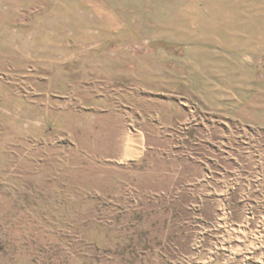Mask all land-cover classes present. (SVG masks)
<instances>
[{
    "label": "rangeland",
    "instance_id": "374dc122",
    "mask_svg": "<svg viewBox=\"0 0 264 264\" xmlns=\"http://www.w3.org/2000/svg\"><path fill=\"white\" fill-rule=\"evenodd\" d=\"M258 134L264 0H0V264H240Z\"/></svg>",
    "mask_w": 264,
    "mask_h": 264
},
{
    "label": "crops",
    "instance_id": "0c3cea01",
    "mask_svg": "<svg viewBox=\"0 0 264 264\" xmlns=\"http://www.w3.org/2000/svg\"><path fill=\"white\" fill-rule=\"evenodd\" d=\"M255 117L259 120L260 115L257 114ZM257 138V141L253 140L252 145L253 151L254 149L257 151L255 156L257 157V165L260 167L264 165V144H262L259 134ZM256 179L259 183L257 188L253 189V193L257 192V201L253 205L251 220L253 238L249 247L244 248L237 256L236 254L235 256L232 255L235 261L237 258L241 259L240 264H264V172H258Z\"/></svg>",
    "mask_w": 264,
    "mask_h": 264
},
{
    "label": "bare ground",
    "instance_id": "6f19581e",
    "mask_svg": "<svg viewBox=\"0 0 264 264\" xmlns=\"http://www.w3.org/2000/svg\"><path fill=\"white\" fill-rule=\"evenodd\" d=\"M142 150H143L142 140H141V137H138L136 139L135 148L133 149V152L131 153V156H133V157L137 156L138 154L141 153Z\"/></svg>",
    "mask_w": 264,
    "mask_h": 264
}]
</instances>
